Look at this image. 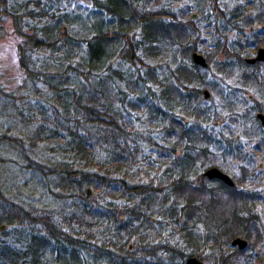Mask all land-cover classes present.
<instances>
[{
    "label": "trees",
    "instance_id": "16d2710c",
    "mask_svg": "<svg viewBox=\"0 0 264 264\" xmlns=\"http://www.w3.org/2000/svg\"><path fill=\"white\" fill-rule=\"evenodd\" d=\"M8 1L0 0V31L6 35L9 29L15 38L25 87L19 105L10 96L2 99L0 146L16 147L37 171L46 169L65 211L53 217L0 192V226H10L0 239V264L18 258L40 264L46 250L48 264L63 256L64 264L89 257L95 264H167L156 251L175 248H149L144 234L158 218L183 243H195L192 142L199 147L196 159L206 150L199 128L207 121L200 85L207 69L192 60L199 29L189 13L194 8L210 22L204 15L210 8L215 25L233 26L243 16L241 6L225 19L218 0H91V9L75 17L66 0V8L61 0H16L15 10ZM242 1L264 8V0ZM256 15L264 23V10ZM78 21L84 28L75 34ZM214 44L223 52L224 45ZM238 44L243 47L240 40L233 46ZM1 118L16 120L17 130L4 132ZM226 217L223 225L229 227L235 217L237 224L244 218L259 224L253 215ZM234 235L225 236L226 242Z\"/></svg>",
    "mask_w": 264,
    "mask_h": 264
},
{
    "label": "rangeland",
    "instance_id": "374dc122",
    "mask_svg": "<svg viewBox=\"0 0 264 264\" xmlns=\"http://www.w3.org/2000/svg\"><path fill=\"white\" fill-rule=\"evenodd\" d=\"M188 1L190 2V0ZM218 1L221 9L219 10V15L223 18L229 19L230 15L228 14H231L236 6H241L243 16L235 20L233 26H231L230 24L232 23L228 22H219V25H215L213 18L216 14L214 11L210 10V8L206 10L207 14H204L209 15L210 22L206 21V17L202 18L203 16L199 14L198 11L194 10V8L189 13L190 19L197 21V28L199 29L197 35L194 36V38L197 37L198 41L197 51L202 53L210 62V67L205 71H201V89L202 91L204 89L209 90L211 97L206 100L203 94L201 96V106L207 111V121L202 123L203 127L200 126L199 128L202 129L204 136V138L199 139V145L207 149L208 140L213 138L217 139L219 142L213 141L214 143H211V146L221 149V151L212 149V152L216 155L214 156L213 154L211 158L207 159L204 158L205 154L208 156V152L205 150L204 154L199 158L203 161L201 162L197 159L199 162L195 166V171H204V168L207 166L222 164L224 165V170L230 173L235 181H237L236 177L238 179L241 177L239 166H244L250 171L251 175L249 176L247 174V179L244 177L243 184L237 183V189L240 194H230L229 192L231 191L219 192L215 200H212L210 205L211 214L209 217L211 220L210 223L216 222V226L220 227V231L214 229L213 232L221 233L225 230L224 234L227 238L235 233L233 237L240 236L248 240L247 247H249V249H245L246 251L240 254V257L237 255L238 262L241 261V264H264V126L256 119L257 112H264V91L261 87L264 86V83L255 81L254 83H247L242 93L233 91L236 86H234V89H229L223 80V72L218 69L219 65L223 62L222 50L214 48V43H216V41L226 47L235 43V40H239L240 35L237 32L238 27H246L244 29V34H249L250 40L253 39L254 35L255 38L253 40L256 42V45H258V47L264 46V23H259L256 15L258 10H264V8L262 7L259 9L258 1ZM56 2L59 3L58 0ZM61 2H63V0H61ZM66 3L68 6L67 12L70 11L69 15L74 14L75 17H77L80 11L87 12V9H91L92 6L91 0H66ZM193 3L196 4L194 1L191 4L194 5ZM60 5L65 7L64 2ZM8 6L10 9L14 10L18 8L16 0H9ZM193 14H197V17L193 18ZM2 20L4 21V19ZM79 21L78 24L80 28L76 26V30H72L71 32L77 34V31L78 33L79 31H83L84 27ZM208 23H210V28L207 27ZM216 26H219V28H215ZM62 27L63 31H69L70 27L67 26L66 23L62 24ZM225 27H228L227 30H223ZM249 27L255 28L254 31H251ZM216 31H223V33H218ZM2 32L4 31H0V109L3 105L2 99L6 96L12 97L11 99L13 102L19 105L18 97L24 94L22 89L25 87L23 83V73L18 61V53L15 47V38L11 36V30L9 29L6 35L2 34ZM116 60L117 59H113L110 62L120 67L121 63L117 64ZM121 65V67L124 68V64ZM236 68L237 66H234L233 71L236 72ZM240 68L241 70L245 69L247 71L257 70L256 68L252 69L251 67L245 66H240ZM263 68L264 67L258 70V75L262 73V70H264ZM235 80L236 78H233L230 82L235 85ZM226 99H228V101H226ZM9 106L7 111L12 109V106ZM10 121L11 123H6L4 118H1V122L4 124L2 130L9 134H13L18 128V123L16 120ZM193 123L198 122L194 120ZM20 124L22 125V123ZM219 131L224 132L220 135L218 133ZM219 137L221 139L223 138V140L220 141ZM197 148H199L197 147V143H195V141L192 142L191 152L193 153L194 150V152H196ZM202 148H200V150ZM24 159L25 158H22L19 151L16 150V147L9 148L7 146H0V192H3L4 197L11 202L20 200L24 203V207L28 206L27 208L34 207L45 209L53 217L62 210V213H64V205L57 200L56 196L53 195V190L50 189V185L54 181L50 173H48L46 169L43 172L44 174L37 171L35 169L36 164L33 161ZM165 164L167 163H164V165ZM161 170L162 167L159 169V172H161ZM241 178L243 179V177ZM90 189L92 190V188ZM94 194L95 192L92 190V194L90 195ZM201 212H203V210L199 209L196 213L200 215ZM226 214L229 216L226 217ZM240 214L257 216L259 224H251L250 219L245 218L241 219L237 224L238 221L236 222L235 216H239ZM3 215L6 216L5 214ZM223 217L224 219L226 217L228 220H232L233 217H235L234 220H232L234 222H231V227H229L228 223L222 225L225 221ZM194 220L195 219L192 221L193 223L195 222ZM159 221L158 218H154L153 223L150 225L152 227L150 230L148 228V232H146L144 236L146 240H148L149 248H152L153 245L156 246L160 244H166L169 247L175 248L173 253L164 252L161 249L156 251L157 258L161 261H167V264H185L187 258L185 261L184 258L188 257L192 252L197 255H204L210 260L211 264L217 259L218 253L214 252L211 254L209 250L210 247L208 246L209 241H207V236L210 233L208 227L211 228V224L206 220H203L205 224L202 225L201 222L199 225H196L195 228H198L197 231L194 229L196 241L194 244L192 243V245H186L175 233L171 234L173 227L170 224L166 226L160 225L158 224ZM197 221H199V219L196 220V223ZM220 223L221 226H219ZM2 225H5V228L0 231V239L5 238L2 234L4 230L10 229L8 224L3 223ZM244 229L247 233H243V235L241 233ZM218 233L216 237L217 240L220 241V246H224L225 243L230 244V240L226 242L225 236L224 238H218ZM216 243L219 242L217 241ZM129 244L130 246L133 244L136 245V242L133 240L130 241ZM228 246L229 247L225 249L229 253L232 250L230 245ZM45 253L41 258L40 264L49 263L51 257ZM169 256L173 257V261L168 259L170 258ZM89 258L80 260L83 264H95L91 262L88 263ZM22 260L23 258H18L13 263L22 264ZM65 261L66 257L63 256L59 258V261L53 260L52 264H64ZM8 264L11 263L9 262Z\"/></svg>",
    "mask_w": 264,
    "mask_h": 264
},
{
    "label": "flooded vegetation",
    "instance_id": "af4514ba",
    "mask_svg": "<svg viewBox=\"0 0 264 264\" xmlns=\"http://www.w3.org/2000/svg\"><path fill=\"white\" fill-rule=\"evenodd\" d=\"M248 27V26H247ZM246 27H238V33L240 35L239 40L241 41V43H243V47L241 45H236L235 47L233 46V44H231L230 46H226L223 49L222 52V63L225 66V68L229 67L226 71L223 70V80L226 84V86L229 89H234V86H236L235 90H233L234 92L236 91L237 93H242L243 92V88L245 87V85L250 84V83H254L255 82H263L264 83V70H262V73L260 75L257 74L258 70L262 67H264V60H257L255 62H251V59H254L257 56L258 50L261 47H258V45H256V42H254V35H253V39L250 40L249 39V34H244V29ZM251 28V31H254L255 28L249 27ZM258 47V48H257ZM235 48V49H234ZM255 50V51H254ZM234 66H237V71H233L234 70ZM240 66H245V67H251L252 69L256 68L257 70L254 71H247V70H241ZM209 68V67H208ZM230 69V70H229ZM264 69V68H263ZM236 78L235 80V85H233L230 80ZM262 90L264 91V86H261ZM210 97H211V93H210ZM210 97L208 99H210ZM206 99V100H208ZM259 113H263L262 111H259L256 113V119L259 121V123L261 124L259 118H258V114ZM216 124V123H215ZM231 124V123H230ZM262 125V124H261ZM230 131V130H229ZM224 131H219L218 133L221 135L223 134ZM212 139V140H211ZM209 139L208 143H207V149L206 151L208 152V156L205 154L204 158H211V155H213L214 153L212 152L213 150H217V151H221V149L219 148H214L211 146V143L214 142H219L217 141V139H213L211 138ZM219 140H223V138L221 139L219 137ZM214 141V142H213ZM236 144V143H235ZM239 145V144H237ZM241 145V144H240ZM195 151V150H194ZM193 151V153L190 156V170H189V186H190V192H191V201H192V205L194 208V212H193V218L195 219V225L193 230L195 229L196 231L198 230V228H195L196 225L200 224L202 222V225L205 224L203 223V220H206L207 222H211L210 220V205L212 203V200H215V198L218 196L220 191H224V192H229L230 194H234V193H239L238 191V184H243L244 182V177H246V179L248 178L247 174L250 176V171L247 170L246 167L244 166H239V170L241 173V177H243V179L240 177L239 179L236 177L235 181L233 176H231L230 173H228L227 171H225L224 169V165H210L204 168V171H195V166L199 161H203L201 159H196V154ZM216 154H214L215 156ZM213 158V157H212ZM211 167H218L219 169H221L224 173L228 174L232 180L234 181L235 185L231 186L229 184H227L224 180H222L221 178H217V177H209L207 175H205V172L211 168ZM237 189V190H236ZM240 190V189H239ZM240 194V193H239ZM236 195V194H235ZM199 209H202L203 212H201L200 215H197V211ZM219 217V216H218ZM196 223V220H198ZM211 226L208 227L209 229V233L207 236V241H209L208 246L210 247L209 250L211 252V254H213L214 252L218 253L217 255V259L212 263V264H241V261L238 262L237 261V255L240 257L244 251H246L245 249H240L238 245H233L232 241L236 238V237H240V236H236V237H232L230 239V244H224V246H220V241L217 240L216 234L218 232H213L214 229H216L217 231H220L219 228L216 226V222H212L210 223ZM223 225V223H222ZM221 226V223L220 225ZM223 230L221 233H218L219 237L218 238H224L225 234H224ZM196 236V235H194ZM219 243H216V242ZM215 242V243H214ZM228 245H230V248L232 251H230L228 253V251H226V247H229ZM189 257H196L198 258L203 264H211L210 260H208L207 257H205L204 255H197L196 253H192L191 255H189L187 257V259ZM186 264V262H185ZM262 264V263H261Z\"/></svg>",
    "mask_w": 264,
    "mask_h": 264
},
{
    "label": "water",
    "instance_id": "95a60500",
    "mask_svg": "<svg viewBox=\"0 0 264 264\" xmlns=\"http://www.w3.org/2000/svg\"><path fill=\"white\" fill-rule=\"evenodd\" d=\"M193 18L197 17V14H193L192 15ZM192 60L193 62L198 65L201 66L203 68H208L209 67V63L206 59V57L198 52L195 51L192 53ZM257 60H264V47H261L258 50L257 56L254 59H251V62H255ZM203 95L205 99H208L210 97V91L207 89L203 90ZM258 118L261 122V124L264 126V114L263 113H259ZM205 175L213 178V177H217V178H221L222 180H224L227 184L233 186L235 185L234 181L232 180V178L224 173L221 169H219L218 167H211L209 168L206 172ZM0 191H1V185H0ZM88 192L89 194H92V190L90 188H88ZM5 228V225L1 226V230H3ZM233 245H238L240 249H245L248 246V240L242 237H236L233 241H232ZM186 264H203L198 258L196 257H189L186 260Z\"/></svg>",
    "mask_w": 264,
    "mask_h": 264
}]
</instances>
